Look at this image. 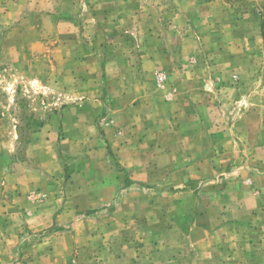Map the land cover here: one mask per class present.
Wrapping results in <instances>:
<instances>
[{"label": "rangeland", "instance_id": "374dc122", "mask_svg": "<svg viewBox=\"0 0 264 264\" xmlns=\"http://www.w3.org/2000/svg\"><path fill=\"white\" fill-rule=\"evenodd\" d=\"M3 170L0 264H264V0H0Z\"/></svg>", "mask_w": 264, "mask_h": 264}, {"label": "crops", "instance_id": "0c3cea01", "mask_svg": "<svg viewBox=\"0 0 264 264\" xmlns=\"http://www.w3.org/2000/svg\"><path fill=\"white\" fill-rule=\"evenodd\" d=\"M33 162H32V159H23L19 162H15L13 163L10 167H7L9 168L10 170H12L13 172L11 173L12 175H15V178H18L20 176H23L26 174L27 176L30 175V171H32V169H30L32 166H33ZM3 167H6L4 164H3ZM19 169H22L19 171ZM5 170V169H4ZM3 171H1L0 173H5ZM9 174V173H8ZM25 175V176H26ZM3 177V176H2ZM16 187V186H15ZM14 185L12 186H7L5 187V190H7L9 193H7V195H10V198L11 199H16V196H14L16 194V191H17V187L15 188ZM40 187V183H33L31 180L28 182L27 184V189L26 191L23 193V195L21 196L20 193L17 195L20 199H22L23 201H26L27 202V199H28V196H29V193L34 189V190H38ZM4 189V188H3ZM32 189V190H31ZM1 190H2V187H1ZM6 196V195H4ZM2 195V199H7L8 201H11V199H8V198H3L4 197ZM4 201V200H3ZM6 202V201H5ZM0 204H4V202L0 203Z\"/></svg>", "mask_w": 264, "mask_h": 264}]
</instances>
